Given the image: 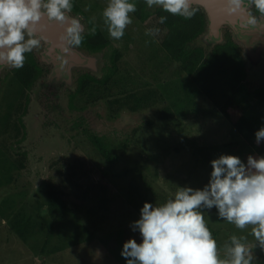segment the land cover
Returning <instances> with one entry per match:
<instances>
[{
  "label": "rangeland",
  "instance_id": "rangeland-1",
  "mask_svg": "<svg viewBox=\"0 0 264 264\" xmlns=\"http://www.w3.org/2000/svg\"><path fill=\"white\" fill-rule=\"evenodd\" d=\"M73 2L88 21L94 17V26L119 46L118 40L109 36L102 16L108 0H74ZM156 7L159 6L154 5L150 10ZM69 15L79 21L82 20V17L76 15L74 11ZM130 17L133 23L125 29V34L119 41H122L120 51L125 53L122 69H127L128 66L138 75V85L135 86L134 91L84 108L83 102L76 97L72 104L78 111H71L72 109L68 108L67 92L63 91L74 90L77 71H85L97 78L101 77L103 66L114 50H118L115 43L105 51L104 57L102 53L93 55L91 63L87 66L88 69L72 70L71 77H68L67 83L65 82V88L61 92L57 89L46 100L43 96L48 94L51 88L55 89L47 84L50 71L48 74L44 71V75L32 87L31 103L24 117L27 137L20 146L12 145L17 152H26V169L18 170L12 160L0 149V264H127L126 259L121 256V251L123 244L129 239L141 243L139 231L134 232L131 228L132 222L138 220L140 216L137 217L135 213L129 212L128 207L119 200L125 198L128 182L132 176L117 178L113 174L116 175L136 165L142 166L148 174L153 191L168 200L174 198L175 193L172 192H176L177 186L202 189L208 184L212 172V166L196 157L194 151H182L178 154L160 153L154 160H149L142 152L134 149L121 152L117 145L119 141L127 138L134 129H138L149 119L158 122L175 119L180 115L184 121L176 122L180 124L179 127L186 138L192 136L190 132L195 136L203 132V135L208 137L209 145L213 147V159L221 155H234L246 164L249 155L255 157L254 152L234 135L235 133L223 119L215 113H212L213 117L211 116L208 104L203 100L198 86L180 72L176 64L166 58L156 39L146 35L149 28ZM83 27L85 33L86 24ZM224 29L229 31L232 40L238 44L245 58L246 89L264 88L262 76L264 51L259 60H252L249 63L243 44L234 39L235 36L230 28L223 25L220 35L224 34ZM219 39L223 42L221 37ZM216 43L218 42L211 37L208 27L207 32L192 43V46H200L206 51L202 66L214 63L211 66L212 75H216L223 65L212 54ZM43 46L41 42L40 47L33 50L36 57H41ZM72 47L79 50L76 46ZM10 70L11 67L8 66L0 69V143L5 137L1 134L3 124L7 120L12 121L14 116L9 104L15 105L19 101L18 89L10 82L8 84ZM231 113L232 117H236L235 110ZM185 118L189 120L185 121ZM199 118L205 121L200 122ZM193 124L196 127L200 124V128H190ZM84 127L90 129L92 134L104 137L114 144L115 152L119 157L111 172H102L101 167H94L92 161L80 150V147L88 145L86 137L79 133ZM186 128H190V132ZM6 139V144H13L11 139L7 137ZM78 140L79 143L76 144ZM225 145L229 148L224 147ZM57 165L69 166L68 170L65 169V179L68 182L67 186L70 187H67L65 192L71 203L74 196L92 193V189H100L102 185L107 187V193H110L114 200L112 210L110 208L111 211L106 216L104 224L93 219L89 223V229L80 223V219L86 215L79 213L80 211H72L63 221L52 222L53 229L47 234H42L38 238H29L25 244H22L9 232L8 220L20 206L26 207L27 212H32L34 201L43 200L45 185L57 189L55 184L49 183L51 179L49 175L53 174L52 169ZM135 179L146 192L148 189L144 187L140 177L137 176ZM69 189L72 190L73 195L69 193ZM95 193L96 191L89 197L94 196ZM146 196L151 204L159 203L150 191L146 192ZM85 204L87 203L81 198L75 199L74 208L86 212ZM205 215L207 223L221 230L222 236L226 234L245 236L244 242L250 247L256 243L251 235V226L243 230L237 229L233 224L219 218L215 207L211 211L205 210ZM253 253L256 260H264V250L259 246L253 249ZM221 255L223 257L226 253L221 251Z\"/></svg>",
  "mask_w": 264,
  "mask_h": 264
},
{
  "label": "trees",
  "instance_id": "trees-1",
  "mask_svg": "<svg viewBox=\"0 0 264 264\" xmlns=\"http://www.w3.org/2000/svg\"><path fill=\"white\" fill-rule=\"evenodd\" d=\"M130 2L135 3L138 8L135 13H130L136 22L149 29L160 28L159 35L151 37L156 39L159 48L166 54V58L176 64L178 70L198 86L203 100L208 104L211 116L212 113H215L223 119L231 131L235 133L234 135L254 152L255 157L264 156V141L257 144L255 138L256 131L264 127V88L246 89L245 58L238 45L230 38H225L223 43L213 47V57L220 60L223 65L218 69L216 75H212L211 66L214 63L202 66L206 58V51L200 46H192V43L199 38L206 28L205 14L200 8L193 7L197 9L195 16L185 20L182 17L165 12L160 6L149 13L146 10L148 6L145 0H130ZM72 11L81 14L74 2ZM160 16L167 17L164 24L158 23ZM93 26L90 23V29ZM95 28V35L91 33L84 34V40L81 44L90 52H97L109 46V40L106 39L98 27ZM122 68L120 54L115 51L111 66L105 67L101 78L89 74L83 76V81L78 82L75 90L76 97L83 102L82 107H88V105L134 91L135 86L138 85L137 73L132 72L133 70L128 66L127 69ZM12 72L13 77L10 83L18 89L19 101L15 105L9 104L15 117L13 116L12 121H5L2 126L1 134L5 137L3 136V142L0 143V149L4 155L12 160L18 170H25L27 156L24 152H17L15 148H12V144H6V137L16 144H18L16 139H23L19 136L25 134L21 118L27 110L28 91L40 77L42 70L37 67L35 61L31 58V62L27 64L25 69L24 67L19 70L14 69ZM262 76L264 79V62L262 64ZM23 99H27L24 104ZM71 108L77 109L73 105H71ZM233 110L237 112L236 117L231 116ZM180 120L184 121V118H181L180 115L175 119L159 120L158 122L149 119L141 127L134 129L127 138L119 141L117 144L119 150L126 152L129 149H134L142 152L149 160H154L160 153L178 154L182 151H194L196 157L211 166L214 155L208 137L204 136L203 132H199L200 135L198 136L191 133L190 128L196 127L193 124L190 128H186L192 135L190 138H186L179 127L180 124L176 122ZM188 120L189 118L187 120L185 118V121ZM198 121L205 120L199 118ZM203 124L205 123L203 122ZM210 125L212 126V123ZM196 128H200V124ZM91 132L86 127L81 128L79 133L86 137L88 145L80 147V150L92 161L94 167H101L102 172H111L119 157L115 152L116 148L104 137L96 136ZM78 143L79 140L76 144ZM229 146L225 145L224 147L229 148ZM61 167L57 165L56 168L52 169L53 174L49 175L51 177L49 183L51 185L55 184L57 189L45 185L43 200L42 202L34 201L35 205L31 207L32 212H27L26 207L20 206L9 218V232L14 234L20 243L25 244L29 238H38L42 234H47L53 229L52 222L59 223L63 221L72 211H80L79 213L86 215L80 219V223L88 229L90 227L89 223L93 219L100 224L105 223L106 216L112 210V203H114L109 195L110 193H107V187L101 185L100 189H92V193L95 191L96 193L91 197L89 196L92 193L74 196L75 199L81 198L87 203L85 204L86 212L76 210L74 206L78 204L75 205V199L73 198L71 203L68 194L65 192V189L70 187L67 186L68 182L65 179V169L68 170L69 166ZM128 175L132 178L128 182L127 194L124 199L119 200L125 207H128L129 212L135 213L137 217L140 216V209L144 203H151L146 196V192L149 191L157 198H154L155 200H159L157 205L164 204L167 201V198H161L159 194L153 191L148 174L145 173L142 166L136 165L122 170L116 175L113 174L117 178ZM137 176L140 177L144 187L148 189L146 192L142 190V186L135 179ZM69 193L73 195L71 189H69ZM158 196L160 199H158ZM42 210L43 214H41ZM207 226L212 232L213 238L217 240L218 248L224 251L222 246L231 236L228 234L222 236V231L215 229L209 223H207ZM255 264H264V260H256Z\"/></svg>",
  "mask_w": 264,
  "mask_h": 264
},
{
  "label": "clouds",
  "instance_id": "clouds-1",
  "mask_svg": "<svg viewBox=\"0 0 264 264\" xmlns=\"http://www.w3.org/2000/svg\"><path fill=\"white\" fill-rule=\"evenodd\" d=\"M148 7L160 6L165 12L191 19L197 9L194 0H145ZM224 12L238 16L240 27L247 31H264V0H224ZM255 8L257 17L248 11ZM72 0H0V67L21 69L26 53L39 48L47 25L55 22L64 31L61 47L67 52L84 40V27L72 18ZM138 10L130 0H108L102 11L111 38L120 40L133 23L130 13ZM87 11V9H85ZM166 16L158 18L164 24ZM89 23L94 25L95 18ZM95 35L96 28H91ZM160 28H151L146 35L157 36ZM67 63L62 60L61 67ZM256 143L264 141V127L255 133ZM210 180L202 189L178 187L174 198L164 204L145 202L140 218L131 224L139 231L141 243L129 239L123 244L121 256L127 264H255L253 249L264 250V156L249 155L247 163L238 156L221 155L211 161ZM215 207L218 217L243 230L251 226L256 243L251 247L245 236L232 235L223 244L222 257L217 240L206 223L205 210Z\"/></svg>",
  "mask_w": 264,
  "mask_h": 264
},
{
  "label": "water",
  "instance_id": "water-1",
  "mask_svg": "<svg viewBox=\"0 0 264 264\" xmlns=\"http://www.w3.org/2000/svg\"><path fill=\"white\" fill-rule=\"evenodd\" d=\"M192 6H199L204 9L206 20L208 23L209 34L218 43L220 42V29L223 25L230 28L234 34V39L243 44L246 57L249 63L252 60H259L264 51V31H247L240 27V19L238 16H230L224 12V0H194ZM264 19V18H262ZM46 30L41 33L46 39L41 40L44 44L42 48L41 59L48 64H52V70L49 77L66 76L71 77V71L74 69H88L92 56L85 52L71 47L65 52L61 47L60 36L64 29L57 23H48ZM262 53V54H261ZM62 60L67 63L61 67ZM3 67H0V69ZM91 70V68L89 69Z\"/></svg>",
  "mask_w": 264,
  "mask_h": 264
},
{
  "label": "flooded vegetation",
  "instance_id": "flooded-vegetation-1",
  "mask_svg": "<svg viewBox=\"0 0 264 264\" xmlns=\"http://www.w3.org/2000/svg\"><path fill=\"white\" fill-rule=\"evenodd\" d=\"M192 7H198V8H200L203 12H204V9L203 8H201V7H199V6H192ZM146 10L150 13V12H153V10H150V7H147L146 8ZM248 11H250V12H252L254 15H256L257 17H260V14L257 12V10L253 7V8H251V9H249ZM76 15H79V16H81L82 17V20H80V22L84 25V24H86V31H85V33H83V35L84 34H87V33H91V29H90V23H89V21H88V19L87 18H85L84 17V15L81 13H75ZM204 14H205V12H204ZM130 16H131V14H129ZM205 20H206V14H205ZM207 27H208V23H207V20H206V28H205V30H204V32L201 34V35H203L204 33H206L207 32ZM208 30H209V28H208ZM225 30V29H224ZM200 35V36H201ZM199 36V37H200ZM225 38H230L231 40H232V38H231V36H230V34H229V31H227V30H225V32H224V34L221 36V39L223 40V42H224V39ZM106 39H108V38H106ZM109 40V46L107 47V48H103V49H101L100 51H97V52H90V51H88V50H86L84 47H82V45H80L79 47H77L79 50H83V51H85V52H87V53H89L91 56H93V55H96V54H100V53H102V56L104 57L105 56V51H107V49L108 48H110V46H111V44L112 43H115V41H111L110 39H108ZM223 42H219V43H216L215 45H217V44H221V43H223ZM117 43L119 44V46L117 45V47H118V50H114V52L115 51H117V52H119V54H120V57H121V59H123V55L125 54L123 51L121 52L120 50H122L121 49V47L120 46H122V41H117ZM214 45V46H215ZM238 45V44H237ZM213 46V47H214ZM239 47V46H238ZM204 49V48H203ZM205 50V49H204ZM114 52L111 54V56H110V58H109V60H107V63H105V66H103V70L105 69V67L106 66H111V60H112V58H113V54H114ZM35 54L36 53H34L33 51L31 52V53H26L25 54V56H26V61H25V65H24V69L26 68V66H27V64L28 63H30L31 62V58H33V60L35 61V64L37 65V67H39L41 70H42V73H41V75H40V77L33 83V85H32V87L34 86V84L44 75V73L45 74H48L49 73V71H50V73H51V70H52V64H48V63H46L45 61H43L42 59H41V57L40 56H35ZM107 64V65H106ZM14 70V68H11V70H10V72H9V76H8V84H9V82L11 81V78L13 77V71ZM45 71V72H44ZM49 73V74H50ZM49 74H48V76H49ZM72 74H73V76H74V71L72 72ZM77 75H76V79H75V83H74V86H75V88H74V90L73 91H71V92H69V90H67V91H63V92H67L66 93V100H67V102H68V108H71V105H73L72 103H73V100H74V98H76V95H75V90H76V88H77V84H78V82H81V81H83L82 79H83V76H85L86 74H89V75H92V74H90L89 72H85V71H77V73H76ZM102 77V76H101ZM101 77H99V78H101ZM50 79L47 81V84H50V86H53L55 89H53V88H51V90L49 91V93L48 94H45L43 97H44V100H46L47 98H49V97H51V95H52V93L53 92H55V91H57V89L58 90H60L59 92H61V90L63 89V88H65V84L68 82V79H67V77L66 76H57V75H54V77H49ZM66 82V83H65ZM32 87L29 89V91H28V95H27V103H28V106H30V103H31V101H30V91H31V89H32ZM66 90V89H65ZM75 96H74V95ZM46 96V97H45ZM26 100L25 99H23V104L26 102ZM27 106V107H28ZM73 107H74V105H73ZM29 108V107H28ZM72 110L71 111H78V110H76V108H71ZM26 113H27V111H26ZM26 113L22 116V118H21V122H22V124H23V126H24V133L25 134H23V135H20L19 137H23V139L22 140H20V138L19 139H16V140H18V144H16V143H14L13 142V147H15V146H20V144H22V143H24V141H25V139H26V137H27V134H26V131H25V124H24V117H25V115H26ZM15 117V116H14ZM15 140V141H16ZM24 153H25V155L27 156V154H26V152L24 151Z\"/></svg>",
  "mask_w": 264,
  "mask_h": 264
}]
</instances>
